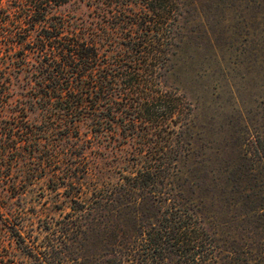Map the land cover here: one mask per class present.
<instances>
[{"label":"trees","instance_id":"1","mask_svg":"<svg viewBox=\"0 0 264 264\" xmlns=\"http://www.w3.org/2000/svg\"><path fill=\"white\" fill-rule=\"evenodd\" d=\"M196 5H0V264H264V120L206 147L175 85Z\"/></svg>","mask_w":264,"mask_h":264},{"label":"rangeland","instance_id":"2","mask_svg":"<svg viewBox=\"0 0 264 264\" xmlns=\"http://www.w3.org/2000/svg\"><path fill=\"white\" fill-rule=\"evenodd\" d=\"M187 31L175 85L197 107L198 124L208 136L200 143L215 147L218 134L264 120V0H197ZM50 195L38 184L25 198L57 215ZM31 210L27 221L34 218Z\"/></svg>","mask_w":264,"mask_h":264}]
</instances>
